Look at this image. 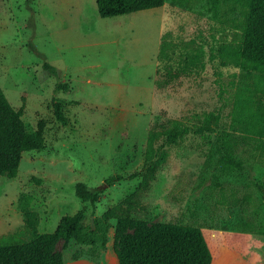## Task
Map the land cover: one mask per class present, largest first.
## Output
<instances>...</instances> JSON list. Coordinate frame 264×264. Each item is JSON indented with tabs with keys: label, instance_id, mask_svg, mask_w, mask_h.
<instances>
[{
	"label": "rangeland",
	"instance_id": "1",
	"mask_svg": "<svg viewBox=\"0 0 264 264\" xmlns=\"http://www.w3.org/2000/svg\"><path fill=\"white\" fill-rule=\"evenodd\" d=\"M226 10L221 5L215 16L204 1L186 8L168 1L103 18L95 0H0V88L13 107L23 106L25 129L33 132L42 122L44 136L41 150L22 153L15 177L0 176V235L23 229L21 193L31 196L40 232L77 210L94 224L132 193L141 177L129 175L142 169L149 129L220 105L219 87L228 86L234 70L211 54L233 39ZM164 35L176 51V77L156 88ZM182 51L199 53L195 73L176 69ZM54 101L66 125L55 119ZM216 139L243 171L217 165ZM165 149L130 216L200 226L212 263L264 264V139L218 128L187 134ZM114 175L122 178L108 182ZM77 182L100 191L94 207L75 195ZM108 235L105 247L61 239L56 250L63 264H118L113 228Z\"/></svg>",
	"mask_w": 264,
	"mask_h": 264
},
{
	"label": "trees",
	"instance_id": "2",
	"mask_svg": "<svg viewBox=\"0 0 264 264\" xmlns=\"http://www.w3.org/2000/svg\"><path fill=\"white\" fill-rule=\"evenodd\" d=\"M168 1L182 8L204 1L210 3L215 16L221 5L227 7L224 20L233 39L215 47L211 54V58L220 59L221 65L234 70L228 86L219 87L220 105L215 110L192 111L182 119L170 118L167 123L153 125L147 134L142 169L129 175L130 178L141 177L136 189L105 210L95 221L94 228L84 222L83 211L77 210L63 215L53 231L40 232L38 216L30 207L31 196L21 193L23 229L0 235V264H63V256L56 250L59 240L100 243L105 247L110 228L114 232L113 251L118 264H215L200 226L179 221L149 223L130 213L139 205L143 192L165 160V147L178 144L187 134L199 135L223 128L264 139V0H95V3L99 16L106 18L162 7ZM175 54L174 45L166 41L164 35L156 58V88L175 79ZM178 55L180 61L176 69L186 73L197 71L199 53L182 51ZM43 66L49 68L47 63ZM57 87L68 89L65 83ZM53 113L58 122L67 124L57 101L53 102ZM22 114L23 106L13 107L0 88V176L15 177L22 153L44 147L42 122L35 131L28 132ZM215 145L217 165L227 171L244 170L245 165L240 160L222 152L218 139ZM121 178L114 175L107 180L112 183ZM75 195L94 207L100 191L77 182ZM111 219H115L114 224ZM24 233L28 234L27 239H23Z\"/></svg>",
	"mask_w": 264,
	"mask_h": 264
},
{
	"label": "water",
	"instance_id": "3",
	"mask_svg": "<svg viewBox=\"0 0 264 264\" xmlns=\"http://www.w3.org/2000/svg\"><path fill=\"white\" fill-rule=\"evenodd\" d=\"M90 224H91V227L94 228V224L92 222Z\"/></svg>",
	"mask_w": 264,
	"mask_h": 264
},
{
	"label": "crops",
	"instance_id": "4",
	"mask_svg": "<svg viewBox=\"0 0 264 264\" xmlns=\"http://www.w3.org/2000/svg\"><path fill=\"white\" fill-rule=\"evenodd\" d=\"M137 12V11H136Z\"/></svg>",
	"mask_w": 264,
	"mask_h": 264
}]
</instances>
